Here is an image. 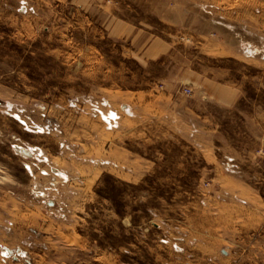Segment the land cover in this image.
<instances>
[{
    "label": "rangeland",
    "instance_id": "rangeland-1",
    "mask_svg": "<svg viewBox=\"0 0 264 264\" xmlns=\"http://www.w3.org/2000/svg\"><path fill=\"white\" fill-rule=\"evenodd\" d=\"M264 0H0V264H264Z\"/></svg>",
    "mask_w": 264,
    "mask_h": 264
},
{
    "label": "crops",
    "instance_id": "crops-1",
    "mask_svg": "<svg viewBox=\"0 0 264 264\" xmlns=\"http://www.w3.org/2000/svg\"><path fill=\"white\" fill-rule=\"evenodd\" d=\"M256 196L262 200V204H263V206H264V200H263V197L261 198V197H260L259 195H257V194H256Z\"/></svg>",
    "mask_w": 264,
    "mask_h": 264
}]
</instances>
